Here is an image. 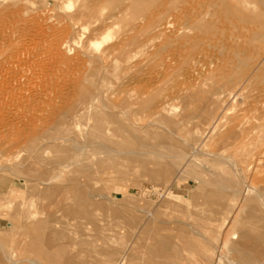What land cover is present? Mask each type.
Returning <instances> with one entry per match:
<instances>
[{
	"label": "rangeland",
	"instance_id": "rangeland-1",
	"mask_svg": "<svg viewBox=\"0 0 264 264\" xmlns=\"http://www.w3.org/2000/svg\"><path fill=\"white\" fill-rule=\"evenodd\" d=\"M256 133L264 0H0V264H257L234 253L264 198Z\"/></svg>",
	"mask_w": 264,
	"mask_h": 264
},
{
	"label": "bare ground",
	"instance_id": "bare-ground-1",
	"mask_svg": "<svg viewBox=\"0 0 264 264\" xmlns=\"http://www.w3.org/2000/svg\"><path fill=\"white\" fill-rule=\"evenodd\" d=\"M87 5V4H86ZM80 8V7H79ZM128 8V7H127ZM126 8V9H127ZM82 10V9H81ZM87 11V10H86ZM123 11V13H124V11H125V8L122 10ZM78 12V11H77ZM84 14V13H83ZM76 16V15H75ZM83 16V15H82ZM79 17V16H78ZM62 18V17H61ZM66 18V17H65ZM69 19V18H68ZM67 19V20H68ZM73 19V18H72ZM75 19V18H74ZM64 21V20H63ZM65 21H66V19H65ZM70 22V21H69ZM74 21H72V23H73ZM72 25V24H71ZM71 25H69V26H71ZM73 28H74V25L72 26ZM103 28V27H102ZM102 30V29H101ZM104 32V31H103ZM104 35V34H103ZM108 35V34H107ZM105 37V36H104ZM58 38V37H57ZM102 38V37H101ZM57 40V39H56ZM55 40V42H57ZM65 42V41H64ZM63 42V43H64ZM95 42V41H94ZM93 42V43H94ZM55 44V43H54ZM57 44V43H56ZM59 44V43H58ZM68 44V43H67ZM145 44H148L147 42L145 43ZM69 46V45H68ZM72 46V45H71ZM114 46V45H113ZM115 47V46H114ZM114 47H112V48H114ZM119 47V46H118ZM117 47V48H118ZM116 48V49H117ZM110 49V48H109ZM109 49H106L107 51L109 50ZM113 49H111V51H112ZM104 51V54L107 52V51H105V50H103ZM110 51V50H109ZM115 51V50H114ZM103 53V52H102ZM108 53H110V52H108ZM106 55V54H105ZM108 54L106 55V56H103L102 55V57H103V59L105 60V59H109V57L110 56H108ZM107 57V58H106ZM102 66H104V65H102ZM228 95L231 97L232 96V100L235 102L236 100H237V97H238V95H236V92L232 89L229 93H228ZM226 99V98H225ZM229 99V97L225 100L226 102H227V100ZM233 102V103H234ZM260 131V130H259ZM261 132H262V130H261ZM256 137H257V133H256ZM260 137V136H259ZM257 137L259 140L261 139V138H264V137ZM257 141V140H256ZM262 141V140H261ZM84 142V141H83ZM264 142V140L261 142V143H263ZM85 143V142H84ZM261 146H263V145H261ZM13 149V148H12ZM10 150V149H9ZM48 154V153H47ZM79 154V153H78ZM76 155V154H75ZM262 157V156H261ZM253 159V158H252ZM79 162H81L80 160H79ZM70 163V162H69ZM78 163V162H77ZM69 165V164H68ZM64 167H66V165L64 166ZM148 167V166H147ZM146 168V167H145ZM59 170V169H58ZM181 171V170H180ZM85 172V171H84ZM132 172V171H131ZM170 172H171V170H166V172H164V173H162L161 171H156V170H152L151 171V174H152V176L154 177V178H159V177H161V176H164V175H168V174H170ZM173 172V171H172ZM10 173V172H9ZM177 173H179V172H177ZM83 174V173H82ZM14 175V174H13ZM12 175V176H13ZM58 175H60V174H56V176H54L53 178H59L58 177ZM177 175V174H176ZM175 177V176H174ZM16 178V177H15ZM53 178H48L47 180H46V182H45V184H46V188H45V192L44 193H46L47 195H51V194H57V198H56V202H57V204H64L65 203V201L67 200H72V198H71V196L69 195V191H66V190H68V189H70V190H73L74 191V193H75V198H76V200H75V206L76 207H78L79 209H83V208H87L88 206H90L91 204H92V200H91V196H90V194L89 193H87L78 183H76V182H73L71 185H68L64 190H62V188L60 187V186H53L51 183H52V181H53ZM113 178V177H112ZM85 179V178H84ZM83 179V180H84ZM136 180V179H135ZM121 182V181H120ZM198 182H199V180H198ZM204 182V181H203ZM234 182V181H233ZM29 183V182H28ZM171 183V182H170ZM200 183V182H199ZM198 183V184H199ZM202 183V182H201ZM121 184V183H120ZM170 185V184H169ZM193 185V184H192ZM38 183H37V188H38ZM171 186V185H170ZM231 186V185H230ZM200 187H201V185H200ZM256 187V186H255ZM255 187H252L251 186V188H253V189H255ZM264 187V185L262 186V188ZM173 188V187H172ZM195 188V187H194ZM217 188V187H216ZM157 189H159V188H157ZM167 189H169V188H167ZM219 189H221V188H219ZM227 189H228V187H224L223 186V191L225 190V191H227ZM93 190V189H92ZM96 190V189H95ZM153 190V189H152ZM160 190L161 189H159V191L158 192H160ZM191 190V189H190ZM229 190V189H228ZM193 191V194H194V192H195V189L194 190H192ZM216 191V190H215ZM257 191V190H256ZM93 192H95V191H93ZM98 192V191H97ZM154 192H156V191H154ZM154 192H152V193H154ZM228 192V191H227ZM229 192H230V190H229ZM192 193V192H191ZM202 193H204V192H202ZM255 193V192H254ZM139 194V193H138ZM205 195H204V198H206V202L207 203H211V204H217V203H219L220 201H223L226 197H227V195L228 194H226L225 192L222 194V193H218V192H214V191H211V188H210V190L209 189H207V191L204 193ZM147 195V194H146ZM163 195V194H162ZM141 196V195H140ZM183 196H185V195H183ZM229 196H231V195H229ZM141 197H143V196H141ZM196 197H198V196H196ZM203 197V196H202ZM254 197V196H253ZM145 198L146 197H143L142 198V201H145ZM186 198V197H185ZM198 198H200V197H198ZM228 198H230V197H228ZM261 198H263V196H262V193H261V195H259V197H258V202H257V204L256 205H254V207H252V208H250L249 209V211H248V218L247 219H244L243 221L242 220H238V223H237V225L238 224H248L249 226H250V224H252V223H254V221H255V219L254 218H256V219H261L260 220V223H264V213L262 212V210H264L263 208H264V198H263V201H262V199ZM144 199V200H143ZM149 198H147L146 200H148ZM201 199V198H200ZM203 199V198H202ZM201 199V200H202ZM255 199V198H254ZM187 200V199H186ZM197 200H199V199H197ZM233 200H234V203H233V206H232V211H231V213L229 214V215H227L224 219H223V222H222V224L220 225V228L218 229V232H217V239L218 240H221V235L222 234H224L223 232H224V229H225V226L226 225H228L229 224V222L231 221V218H232V216H234L235 217V214L237 213V212H235V210L233 211V209H238V204L235 202V199L233 198ZM97 203V202H96ZM147 203H148V201H147ZM146 203V204H147ZM157 203V202H156ZM168 203V202H167ZM149 204V203H148ZM147 204V205H148ZM202 204V203H201ZM16 205V204H15ZM147 205H145V207L147 206ZM152 205V204H151ZM156 205V204H155ZM196 205V204H195ZM194 205V206H195ZM218 205V204H217ZM220 205V204H219ZM223 205V204H222ZM51 206H52V204H51ZM140 206H144V205H141V203H140ZM153 206V205H152ZM224 206H225V204L222 206V208H224ZM54 207V206H53ZM201 207V206H200ZM200 207H199V209H200ZM203 207V206H202ZM67 208V207H66ZM65 209V208H64ZM153 209V208H152ZM156 211H157V209H156V206H155V208H154ZM244 209H245V207H244ZM19 210V209H18ZM67 210H68V208H67ZM120 210V209H119ZM142 210V209H141ZM217 210V209H216ZM215 210V211H216ZM30 211V210H29ZM145 211V210H144ZM152 211V210H151ZM214 211V212H215ZM244 211V210H243ZM198 212V211H197ZM145 213V212H144ZM157 213V212H156ZM24 214H26V213H24ZM29 214V213H28ZM92 214V213H91ZM200 214V213H199ZM212 214V213H211ZM216 214V213H215ZM150 215V214H149ZM149 215H147V216H149ZM154 215V214H153ZM21 216V215H20ZM25 217V216H24ZM32 217V216H31ZM57 217V216H56ZM145 217V216H144ZM143 217V218H144ZM13 218V217H12ZM60 218V217H59ZM148 218V217H147ZM205 218V217H204ZM55 219V218H54ZM196 219V218H195ZM213 219V218H212ZM235 219V218H234ZM254 220V221H253ZM263 220V221H262ZM63 221V220H62ZM158 221V220H157ZM8 222V221H7ZM51 222V221H50ZM234 222H235V220H234ZM24 223V222H23ZM163 223V222H162ZM34 224V223H33ZM37 224V223H36ZM143 224V223H142ZM10 225V224H9ZM20 225V224H19ZM39 225V224H38ZM51 225V224H50ZM247 225V226H248ZM253 225V224H252ZM256 224H254L252 227L254 228V226H255ZM258 225V224H257ZM21 226V225H20ZM243 227V230L241 231L242 232V236H240L241 238L239 239V241L236 243V250L234 251V253H235V258H241V259H243V258H249V259H253V260H255V263H257V264H264V246H263V244H264V234L261 236V237H259V238H256V239H258V240H261V243H263L262 244V246H260L259 247V245L257 246V244L255 243L256 241H254V239H253V236H252V234H251V232L253 231V228H252V231H251V228L249 229L248 227ZM237 226H235L231 231H230V234H229V236H231L232 235V231H234V229L236 228ZM10 228V227H9ZM8 228V229H9ZM28 228V227H27ZM31 228V227H30ZM141 228V227H140ZM258 229H259V227H257ZM254 229H256V228H254ZM257 229V230H258ZM20 230V229H19ZM17 231V230H16ZM141 231V230H140ZM251 231V232H250ZM26 232V231H25ZM27 232H28V230H27ZM23 233V232H22ZM240 232L239 231H237V232H235V235H238ZM28 234V233H27ZM21 235H24V234H21ZM201 235V234H200ZM240 235V234H239ZM9 236H11V235H9ZM18 237V236H17ZM47 238V237H46ZM13 240V239H12ZM111 243V242H110ZM11 244H13V241H12V243ZM45 244V243H44ZM113 244V243H112ZM226 245V241H224V246ZM119 246V245H118ZM1 247V246H0ZM148 247V246H147ZM2 248V247H1ZM111 250V249H110ZM119 252V251H118ZM121 252V251H120ZM116 257H117V255H116ZM125 259V258H124ZM251 261V260H250ZM6 262L9 264H15L16 262L13 260V257L12 256H7V258H6ZM231 262V261H230ZM252 262V261H251ZM230 264V263H229ZM239 264H240V262H239Z\"/></svg>",
	"mask_w": 264,
	"mask_h": 264
}]
</instances>
